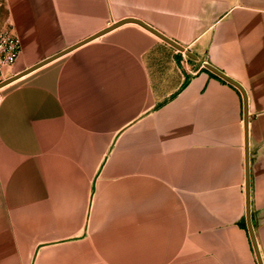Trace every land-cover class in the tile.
I'll use <instances>...</instances> for the list:
<instances>
[{
  "label": "crops",
  "instance_id": "crops-1",
  "mask_svg": "<svg viewBox=\"0 0 264 264\" xmlns=\"http://www.w3.org/2000/svg\"><path fill=\"white\" fill-rule=\"evenodd\" d=\"M0 264H264V0H2Z\"/></svg>",
  "mask_w": 264,
  "mask_h": 264
},
{
  "label": "water",
  "instance_id": "water-1",
  "mask_svg": "<svg viewBox=\"0 0 264 264\" xmlns=\"http://www.w3.org/2000/svg\"><path fill=\"white\" fill-rule=\"evenodd\" d=\"M128 22H131V23H136L142 27H144L145 29L149 30L151 33H153L154 35H156L158 38L162 39L164 42H166L167 44H169L170 46H172L173 48H175L177 51H179L180 53H183L185 54L188 58H191V59H196L190 52L186 51L183 47L177 45L176 43L172 42L171 40L165 38L164 36H162L161 34L157 33L156 31L150 29L147 25H145L144 23H141L140 21H137V20H133V19H130L128 21H124V22H121V23H118L116 25H113L112 27H109L103 31H101L100 33H98L97 35L87 39L86 41H83L82 43H80L79 45H76V46H73V47H70L68 49H66L65 51L41 62V63H38L37 65L31 67L30 69H27L26 71L18 74V75H15L14 77H11L10 79L2 82L0 84V88H3L5 86H7L8 84L12 83L13 81L17 80L18 78L44 66L45 64L51 62L52 60L56 59L57 57L59 56H62L70 51H72L73 49H75L76 47L84 44V43H87L115 28H117L118 26L124 24V23H128ZM205 67L210 70L211 72L215 73L216 75H218L219 77L223 78L225 81L231 83L232 85L236 86L240 91H241V94H242V97H243V103H244V126H245V176H246V184H245V197H246V222H247V229H248V232H249V235H250V238H251V241H252V245H253V248H254V251H255V255H256V259H257V262L258 264H262L261 262V259H260V255H259V252H258V249H257V245H256V242H255V238H254V235H253V231H252V228H251V223H250V217H249V182H248V151H247V109H246V96H245V93L244 91L242 90L241 87H239L236 83H234L231 79L227 78L225 75H223L221 72L217 71L216 69H214L213 67H211L210 65H207L205 64Z\"/></svg>",
  "mask_w": 264,
  "mask_h": 264
},
{
  "label": "built area",
  "instance_id": "built-area-1",
  "mask_svg": "<svg viewBox=\"0 0 264 264\" xmlns=\"http://www.w3.org/2000/svg\"><path fill=\"white\" fill-rule=\"evenodd\" d=\"M20 53L19 38L9 27L0 28V84L10 79L6 77V70L13 68Z\"/></svg>",
  "mask_w": 264,
  "mask_h": 264
},
{
  "label": "rangeland",
  "instance_id": "rangeland-1",
  "mask_svg": "<svg viewBox=\"0 0 264 264\" xmlns=\"http://www.w3.org/2000/svg\"><path fill=\"white\" fill-rule=\"evenodd\" d=\"M6 21V12L3 6L2 0H0V28H3V25Z\"/></svg>",
  "mask_w": 264,
  "mask_h": 264
}]
</instances>
